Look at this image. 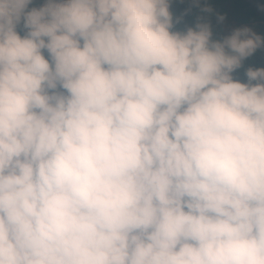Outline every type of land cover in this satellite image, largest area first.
I'll return each mask as SVG.
<instances>
[{"label": "clouds", "instance_id": "obj_1", "mask_svg": "<svg viewBox=\"0 0 264 264\" xmlns=\"http://www.w3.org/2000/svg\"><path fill=\"white\" fill-rule=\"evenodd\" d=\"M38 1L0 0V264H264V37Z\"/></svg>", "mask_w": 264, "mask_h": 264}, {"label": "trees", "instance_id": "obj_2", "mask_svg": "<svg viewBox=\"0 0 264 264\" xmlns=\"http://www.w3.org/2000/svg\"><path fill=\"white\" fill-rule=\"evenodd\" d=\"M240 1L241 0H233V3L229 5L236 12L239 22L250 21V23H254L257 21L264 23V14L257 17L254 11L247 12L245 8L248 5H246V2L240 3ZM256 5L258 8H260V6L264 7V0H258ZM33 6L38 7L34 0L30 7ZM169 6V10L173 17L172 31L184 32L190 27L195 28V25L199 22L209 24L212 32L211 38L213 40H215L218 33L221 32V27L220 24L217 23L216 17L222 16L224 18V16L218 12L217 9H213L212 0H169ZM20 34L23 35V32ZM45 56H47L46 53ZM249 67H264V48L257 49L251 57L244 60L242 67L233 72V78L241 82H246L247 78L245 71Z\"/></svg>", "mask_w": 264, "mask_h": 264}, {"label": "rangeland", "instance_id": "obj_3", "mask_svg": "<svg viewBox=\"0 0 264 264\" xmlns=\"http://www.w3.org/2000/svg\"><path fill=\"white\" fill-rule=\"evenodd\" d=\"M40 2V3H39ZM246 2V5H248L245 10L247 12L254 11L256 13V16H262L264 14V7L258 8L256 5V2L258 3V0H241L240 3ZM37 3H39V7L42 6L45 3V0H39ZM233 3V0H212V7L213 9H217L218 12H220L224 18L223 20H219L218 17H216L217 23L220 24L221 32L218 33L215 40H222L224 37L231 34V32L236 28H242V27H248L252 29L253 32L260 36H264V27L259 25L258 23H250L241 21L237 19L236 12L233 10L232 7L229 5Z\"/></svg>", "mask_w": 264, "mask_h": 264}]
</instances>
